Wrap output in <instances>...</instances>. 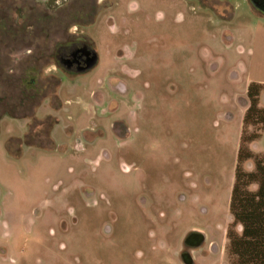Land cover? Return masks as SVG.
Here are the masks:
<instances>
[{
	"label": "rangeland",
	"instance_id": "1",
	"mask_svg": "<svg viewBox=\"0 0 264 264\" xmlns=\"http://www.w3.org/2000/svg\"><path fill=\"white\" fill-rule=\"evenodd\" d=\"M76 40L98 63L68 73ZM252 81L251 0H0V264H230Z\"/></svg>",
	"mask_w": 264,
	"mask_h": 264
},
{
	"label": "trees",
	"instance_id": "2",
	"mask_svg": "<svg viewBox=\"0 0 264 264\" xmlns=\"http://www.w3.org/2000/svg\"><path fill=\"white\" fill-rule=\"evenodd\" d=\"M90 48L98 62L97 51L92 46ZM263 89L264 83L255 81L248 87L250 106L243 120L244 129L230 199L232 222L227 229L226 245L230 264H264V154L255 153L249 146L250 142L260 137V133L247 132L250 125L264 124V108L259 106V95ZM4 112L17 117L8 110ZM18 117L28 118L29 127L35 120L33 114ZM249 159L254 160L253 170L244 167V163ZM253 186L256 188H252Z\"/></svg>",
	"mask_w": 264,
	"mask_h": 264
},
{
	"label": "flooded vegetation",
	"instance_id": "3",
	"mask_svg": "<svg viewBox=\"0 0 264 264\" xmlns=\"http://www.w3.org/2000/svg\"><path fill=\"white\" fill-rule=\"evenodd\" d=\"M256 10L264 14V0H251ZM57 63L68 73L84 72L88 61L93 57L90 46L84 40L64 42L58 49ZM98 63V62H97Z\"/></svg>",
	"mask_w": 264,
	"mask_h": 264
},
{
	"label": "water",
	"instance_id": "4",
	"mask_svg": "<svg viewBox=\"0 0 264 264\" xmlns=\"http://www.w3.org/2000/svg\"><path fill=\"white\" fill-rule=\"evenodd\" d=\"M96 63H97V57L96 56L91 57V59L87 63V67L84 68V70L91 69L93 66H95ZM191 238H193V236Z\"/></svg>",
	"mask_w": 264,
	"mask_h": 264
},
{
	"label": "crops",
	"instance_id": "5",
	"mask_svg": "<svg viewBox=\"0 0 264 264\" xmlns=\"http://www.w3.org/2000/svg\"><path fill=\"white\" fill-rule=\"evenodd\" d=\"M30 123V122H29ZM251 166H252V164H251Z\"/></svg>",
	"mask_w": 264,
	"mask_h": 264
}]
</instances>
